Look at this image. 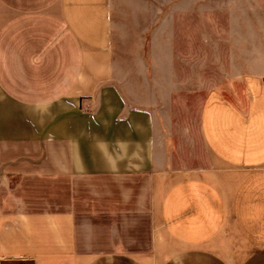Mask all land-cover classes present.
<instances>
[{
    "label": "crops",
    "instance_id": "crops-1",
    "mask_svg": "<svg viewBox=\"0 0 264 264\" xmlns=\"http://www.w3.org/2000/svg\"><path fill=\"white\" fill-rule=\"evenodd\" d=\"M207 5L195 141L147 71L202 67L198 0H0V264H264V0Z\"/></svg>",
    "mask_w": 264,
    "mask_h": 264
},
{
    "label": "rangeland",
    "instance_id": "rangeland-1",
    "mask_svg": "<svg viewBox=\"0 0 264 264\" xmlns=\"http://www.w3.org/2000/svg\"><path fill=\"white\" fill-rule=\"evenodd\" d=\"M198 6L200 9V19L201 22V35L202 36V67L197 68L195 66H189L186 70L180 69L179 67H173L171 70H166V73L163 72L162 69L157 70H149L147 71L150 76H171L175 82L172 85H161L163 91L167 90V94H173L174 96V108L172 111L177 112L176 124L177 128H181L182 125L190 126V134L192 135L193 140H197L198 138V123L201 117L202 108L204 101L208 97V94L211 90H213L218 83H222V81L218 80L217 72H221L223 65L219 64L218 59H216V55L211 53L210 50V38L209 34V25L210 20L207 17L208 13V5L207 0H198ZM131 25V31H137V33L144 28L145 23H136V24H128L126 27ZM128 30V28H126ZM126 40H117V52L119 51L117 58L119 63L127 64L133 59H138L137 61H148L150 63L155 62L157 58H160L161 53L157 54H142V55H131L130 47H137L139 45L142 38H136L134 35L131 38L128 35V32H125ZM219 35V34H218ZM222 37L218 36V41L220 42ZM144 41V40H143ZM203 71V77L199 76ZM198 75V77H197ZM183 81V82H181ZM159 88V87H158ZM164 97V101L167 103L169 100L165 97V92H160Z\"/></svg>",
    "mask_w": 264,
    "mask_h": 264
}]
</instances>
